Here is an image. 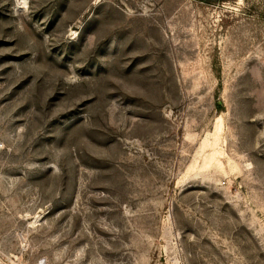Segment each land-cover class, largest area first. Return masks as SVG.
<instances>
[{
    "label": "rangeland",
    "instance_id": "1",
    "mask_svg": "<svg viewBox=\"0 0 264 264\" xmlns=\"http://www.w3.org/2000/svg\"><path fill=\"white\" fill-rule=\"evenodd\" d=\"M0 264H264V0H0Z\"/></svg>",
    "mask_w": 264,
    "mask_h": 264
},
{
    "label": "clouds",
    "instance_id": "2",
    "mask_svg": "<svg viewBox=\"0 0 264 264\" xmlns=\"http://www.w3.org/2000/svg\"><path fill=\"white\" fill-rule=\"evenodd\" d=\"M23 4L25 5V7L27 6V0H22Z\"/></svg>",
    "mask_w": 264,
    "mask_h": 264
},
{
    "label": "trees",
    "instance_id": "3",
    "mask_svg": "<svg viewBox=\"0 0 264 264\" xmlns=\"http://www.w3.org/2000/svg\"><path fill=\"white\" fill-rule=\"evenodd\" d=\"M199 1H203V2H209L210 0H199Z\"/></svg>",
    "mask_w": 264,
    "mask_h": 264
}]
</instances>
